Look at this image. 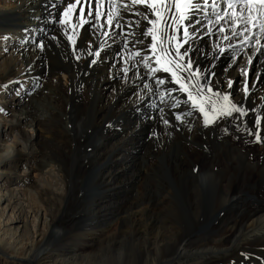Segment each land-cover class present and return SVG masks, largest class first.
<instances>
[{
  "label": "bare ground",
  "instance_id": "6f19581e",
  "mask_svg": "<svg viewBox=\"0 0 264 264\" xmlns=\"http://www.w3.org/2000/svg\"><path fill=\"white\" fill-rule=\"evenodd\" d=\"M198 2L203 4V0ZM212 2L213 0H208L207 7L197 14L202 23L197 26L199 31L192 37L194 42L191 46L199 51L193 53L192 58L198 60L202 71L210 69L215 73L212 77L213 84L218 80L221 90L230 91L234 102L249 111L244 117L234 113L233 117L222 118L205 127L202 116L196 123L193 117L199 116V113L183 103L187 99L186 94L171 91L179 86L172 83L170 74L149 75L144 68L141 57L145 53L150 55L147 47L150 37L140 35L141 31H146L144 26L147 25V21L136 15L138 11L143 12L142 6H132L127 11L121 8L120 17L111 27L106 24L105 14L101 18L105 27L97 33L91 27L95 20L87 17L85 7V16L90 23L78 29L77 45L74 47L64 33L63 38L52 40V45L51 42H46V24L54 17L58 22V16L66 6L65 0L54 7H50L52 0H0V42L6 43L0 51V109H3L0 111L1 260L11 264H76L74 258L80 254L72 253L73 249L64 251L61 257L56 255L54 260L50 256V239L54 240L55 246L59 245L61 240H66L59 231L70 234L78 223L76 216L66 219L62 215L64 204L72 199L69 178L73 167L97 168L98 179L91 192L94 193V189L100 186L101 195L93 200L88 213L93 216L102 214L110 197L131 192L136 182L149 173V168H136V159L142 150L140 136L151 129L158 139L152 148L158 154L157 160L155 159L157 164L166 163L167 155L172 156L170 159L175 163L171 166L180 169H184L186 161H191L193 166L204 165L206 161L218 166L220 158H223L224 162L218 166H222L221 171H229L238 163H248L250 170L243 171L244 176L256 182L264 180V84L260 81L253 83V78L257 75L254 74L248 83L249 95L244 97L242 82L247 77L242 78L240 75L242 68L251 67L246 63V56L254 54L255 40L245 47L241 54L245 59L239 63L241 55L228 58L232 54L230 50L221 54L216 48L217 44L225 47L231 43L239 48L240 37L233 38L227 22H223L222 26L227 29L225 35L229 37L228 40L220 35L218 25H208V19H214L210 13ZM216 2L219 4L221 0ZM127 3L130 0H117L118 6ZM106 10L105 4V12ZM137 21L140 22L139 26ZM117 23L120 27L116 26ZM58 26L61 27L59 23ZM207 27L212 28L211 34L206 33ZM105 32L108 35H104ZM136 37L143 43H137ZM125 40L129 42L127 47ZM41 42L43 48L39 46ZM80 42H86L88 49L85 56L93 70L97 73L101 70L93 79L90 76L82 77V67L79 64L84 61L77 62L74 58ZM261 44H264V39ZM250 46L252 49L248 51L247 47ZM121 51L122 64H119L115 55ZM136 51H140L141 56H131ZM96 52H100V56H96ZM150 63L154 66L151 57ZM261 64L263 63L259 62L257 70ZM232 67L237 68V73L232 72ZM118 76H121L120 83L116 79ZM157 76L166 80L165 85L156 84ZM228 79L233 80L231 89L227 86ZM110 87L114 89V94L106 98L104 92ZM40 90L45 92L46 99H34ZM56 92L67 97L61 100L66 112L61 114L59 107H50L44 113L41 105L50 103ZM161 92L166 93L163 100L160 98ZM235 94L236 97H233ZM77 97H80L85 106L90 105L91 117L85 124L74 120L78 111L74 110L73 98ZM175 100L181 101L179 107L172 106ZM49 103L45 106L49 107ZM253 108L261 116L259 129L253 123V113L250 110ZM189 110L193 111V116L186 115ZM179 114H183L182 120H176L175 117ZM165 120L168 121L167 124L164 123ZM214 126H217L218 131L213 139L208 135V130ZM249 129L253 134H249ZM256 131L261 136L259 143L255 140ZM90 134L94 136V141L92 139L90 144H85L83 141ZM8 136L10 142L5 144L4 138ZM52 138L55 140L54 144L51 143ZM176 144L185 152L180 159L170 152ZM201 145L206 147L203 148L204 152L197 148ZM74 148L79 154L83 152L86 155L73 158ZM74 161L77 162L73 165ZM237 168L238 166L235 169ZM196 181L197 186L192 182L193 194L211 193L212 187L207 184L211 182L210 178L199 175ZM19 185L22 188H18ZM162 191L160 189L158 194ZM171 191L168 190L167 193L171 194ZM256 195L258 194H255V198L250 197L251 201L254 199V204L242 199L241 195L229 197L236 202L235 213L225 219L223 226L220 225L224 233L222 236L219 234L220 237L217 235L219 238L205 229L189 228L188 231H181L183 226L177 225L179 223L176 218L175 222L172 221L176 225L167 224L165 221L171 222L174 218V211L157 206L160 199L156 203L142 205V195L129 202L131 209L126 211L125 216H118L123 206L114 202V207L102 216L110 214V219L117 220V228L114 229L116 232L107 233L109 240L117 232H122L142 244V252L147 259L145 264H187L189 259L194 261L193 264H264V195ZM49 214L53 215L49 217ZM87 225L88 223H83L74 234L81 239L79 251L97 239H106L105 229L109 230L108 223L99 232L95 227ZM201 231H205L203 233L207 236L197 237ZM106 247L105 252L108 250ZM128 263L134 264V261Z\"/></svg>",
  "mask_w": 264,
  "mask_h": 264
},
{
  "label": "rangeland",
  "instance_id": "374dc122",
  "mask_svg": "<svg viewBox=\"0 0 264 264\" xmlns=\"http://www.w3.org/2000/svg\"><path fill=\"white\" fill-rule=\"evenodd\" d=\"M62 1L63 0H58V1L52 0V4L50 5V7H54V6L62 4ZM210 13H212V12H210ZM46 26L47 27H46V33L45 34L48 35L47 36L48 38H46V42L49 41V43H50L52 40H57L58 38H60L62 36L64 37V35H63L64 32L62 31L63 29L58 26V22H57L56 17L51 18L49 23L46 24ZM55 29L57 32L55 31ZM98 30L101 31V28H99V27H97V29L94 28V33L99 32ZM125 34H126V32H125ZM53 37H55V39H53ZM252 41H254V40H252ZM4 42L3 43L0 42V51L2 49V45L4 47L6 44ZM51 45H52V42H51ZM251 47L252 46L247 47V50L250 51L252 49ZM87 49L88 48L86 46V42H80L79 43V49H78V51H76L77 53H75L74 58L77 62H79L81 60L84 61V63L79 64L82 67L80 70V74L82 73V77L90 76L93 79L95 76H97L99 74V72H101V70L98 71V73L95 72L93 70V66L90 63H88L86 56H85ZM77 56H80L79 60L76 59ZM232 56L233 55L230 54L228 56V58H231ZM115 57H116V59L118 58L117 61L119 62V64H122L123 51L116 53ZM252 57H253V63L251 64V67H249L247 69V71H248V75H247L248 83L251 81L254 74L259 75L261 80H264V55L254 52ZM83 59H85V60H83ZM244 59H245V56L241 55V57L238 58V63ZM259 62H261L263 64H261L260 69L257 70V65L259 64ZM234 67H236V66H234ZM234 67H232L231 70H232V72L237 73V68H234ZM116 79L120 83L121 76L116 77ZM175 89H177V88H175ZM174 92L177 94H181V92H179L178 89H177V91H174ZM38 93L35 94L34 99H41V100L46 99L44 96L45 92L43 93V91L40 90V92H38ZM104 93L106 94V98H110L114 94V89L112 87H110ZM30 94H31V92H30ZM182 94H184V93H182ZM233 97H236V94L233 95ZM52 98L53 99H51L52 101L50 103L46 102V103H49V107L47 105L45 106L46 103H43L41 105L42 111L44 113H47L49 111L50 107H52V108H56V107L58 108L59 107L58 109H61V111H60V112H62L61 114L65 113L66 111L63 110L62 101H61L62 99L64 100L65 98H67L65 96V94L56 92L52 96ZM57 99L60 102H58ZM73 100L75 101V104H73V106H74V108H76L74 110L76 112L78 111V114H76L75 119H74L75 122L77 121V123H81V124L87 123L91 117L90 105L86 104L87 106H85L83 104L84 102L81 101L80 97L73 98ZM70 106H71V104H70ZM199 117H200V115L197 117H193L194 121L196 123H198V121H200ZM261 122H262V120H261ZM212 129L215 131H213ZM217 131H218L217 126L209 127L208 135L210 134L209 136L211 138H213L214 135L217 133ZM147 135H149V136H147ZM235 136H237V135H235ZM93 138H94V136L92 134H90L85 139L83 138L84 139L83 142L84 143L86 142L85 144H90L92 142ZM52 139L53 140L51 143L54 144L55 140H54V138H52ZM58 140H59V138L57 137V141ZM149 140H150V142H149ZM93 141H94V139H93ZM139 141H141L140 147L142 150H141V152L138 153L139 157L136 159V168H139V169L149 168L150 169L149 173H151V174L147 173L142 180L137 181L135 184V187L131 190V192H126L124 194L120 193V195H113L112 196L113 198L110 197V202H108V204H106V208L104 209V213L109 212L110 208L114 207V204H113V202H114L116 204H120L123 206L122 212L119 213L118 216H121V215L125 216L126 211H129V209H131L129 202L133 201L136 196L142 195L144 197V200L141 203L142 205L143 204L146 205L147 203L153 204V203H156L157 200L160 199V202L157 203V206H163L171 212L174 211V213L172 212V214H173L172 217H174V218L171 219V222L165 221L167 224H169V225L173 224L172 221L174 220V222H175V218H176V219H178L177 222L179 223L177 225L183 226L181 231L183 229H186V231H188L189 228H197V230L205 229V231H207V232L209 231L210 233L215 234L214 236H216V238H219L220 235L222 236V233H224L221 231V226H223V222H225V219L228 218V216L233 215L232 213H235L236 202L232 199H229V197L231 198L232 196L241 195L242 199H247L248 200L247 202H249L250 204H254L255 203L254 199L252 201L250 200L251 196L255 198V194H258L256 196H259L261 194L264 195V180L256 182V181L250 180L244 176L243 171H249L250 170V166H249L250 164H248V163H238L237 170L235 169L237 167L236 166V167H232L229 171H221L220 168L222 166H220V167H218V166L222 165L224 160H223V158H220L221 162L218 166L212 165L211 163H208V161H206L207 163H205L204 165L199 164L198 166H195V165L193 166V164H191V161H186V162H184V164H185L184 169L183 168L180 169L179 167L171 166V165H175V163L170 159V157H172L170 155L166 156V158H167L166 163H158L157 164L156 160L158 158V154L155 153L152 148L157 143L158 139L154 135V132L152 129L149 130L148 132L144 133L142 136H140ZM145 141H146V143H145ZM9 142H10V137L9 136L5 137L4 143L9 144ZM177 144H180V143L178 142ZM177 144L175 145L174 148H172L170 150V152L172 153V155H173V153H174V155L176 154L175 156L180 159L184 156L185 152L182 148L178 147L179 145H177ZM197 148L204 152L203 148H206V147L201 145L200 147L197 146ZM88 150H89V148H88ZM77 151L78 150H76V149L74 150L73 155H72V156H74L73 158H75V156L78 157L81 155V157H82V155L83 156L86 155V153L83 154V152L81 154H79V151L78 152ZM149 152H150V154H149ZM146 156H147V158H146ZM76 162L77 161H74V162H72V164L74 165ZM154 163H155V166H154ZM151 164H152V166H151ZM239 165L241 167H239ZM144 166H146V167H144ZM73 168H74V170L72 171L73 172L72 174H74V175L71 174V178H69V188H70V191H72V194H71L72 199L69 200L66 204H64L62 215L66 219H68L71 216H76V218L78 219V223L75 226V229L71 230L70 234H68L69 232H66V231H63V232L59 231V232L63 233L62 234L63 236L66 237V240L65 239L61 240L60 241L61 243L59 245L55 246L54 240L52 238L50 239V241L52 242V246H51L52 251L50 253L51 258H53V260H54L56 255H58L57 257H61L64 251H66L68 249H73L74 251L72 253L80 254V256L76 255L75 256L76 258H74V261L77 262L76 264H123V263L124 264H132V263H128V261H130V262L134 261V264H145L147 262V259H146V256L142 252V244L140 242H138L134 237H132L131 235H127L125 233H122V232L121 233L117 232V234L114 235V237L112 236L110 240L107 237L108 232H112L113 234L116 232V230H114L117 228V224H116L117 220L116 219H110L111 218L110 214H108L106 216H102V214H104V213H102V214L93 216L91 213H88V210L91 207L93 200L97 199L101 195V194H99L100 190H101L100 186H98L96 189H94V191H95L94 193L91 192V188H92L93 184L98 179L97 178L98 177L97 168L93 167V166H91L89 168L88 167H82V168L73 167ZM76 171H78V172L76 173ZM19 172L21 173L22 170H20ZM203 172H204V174H203ZM223 172H225V173H223ZM228 172L231 174H229ZM172 174H174V175H172ZM182 174H184V175H182ZM186 174H188V175H186ZM199 175H205L206 177L210 178V180H211V182L209 181L210 184H209V182H207V184L210 187H212V190L210 191L211 193L209 192L210 194H193L194 186L198 185L196 178ZM237 177H239V178H237ZM192 182L194 183L193 184L194 186L192 185ZM155 183H159V184H155ZM201 185H203V181H201ZM18 188H22V187L19 185ZM146 188H147V190H146ZM155 189L157 191H155ZM160 189L163 191L160 194H158ZM168 190H170V191L173 190V191H171V194H168L167 193ZM232 204H234V205H232ZM120 205H119V208H120ZM223 206L225 207V209ZM132 208L135 209L134 207H132ZM227 209H230V210L227 212H224ZM52 215L49 214V217H51ZM83 223L84 224L88 223V225H89V223H92L89 226L87 225V227L93 226V227H95L97 232L102 230L105 227L106 223H108L109 224L108 225L109 230L105 229L104 238H106V239H103V238H100L99 240L97 239L96 242H94L91 245H86L81 251H79V249L81 248V245H80L81 239L78 238L77 236H75L74 234L78 230L77 228L82 227ZM173 225H176V224H173ZM218 226H220V228ZM176 227L178 229H180L179 226H176ZM64 230H66V229H64ZM205 231H201L200 234H197V237L203 238L204 236H207L205 233H203ZM223 231H224V229H223ZM58 241H59V239H58ZM108 244H110L111 246H109ZM106 245L108 248L106 247ZM105 247H106V249H108L106 252L104 249ZM53 255H54V257H53ZM121 255H123V256H121ZM130 258H131V260H128ZM8 260L13 261L12 259H8ZM193 263H194V261L192 259L187 260V264H193ZM0 264H11V262L0 259ZM56 264H59V262H57Z\"/></svg>",
  "mask_w": 264,
  "mask_h": 264
},
{
  "label": "snow or ice",
  "instance_id": "6c2138e0",
  "mask_svg": "<svg viewBox=\"0 0 264 264\" xmlns=\"http://www.w3.org/2000/svg\"><path fill=\"white\" fill-rule=\"evenodd\" d=\"M65 2L66 6L58 16V23L74 47L77 45L78 29L90 23L85 16V7H87V17H92L95 20L91 27L102 29L105 24L101 23V18L105 14L107 16L106 24L111 27L114 21L120 17L121 8L127 11L132 6H142L143 12L138 11L136 15L147 21V25L144 26L146 31H141L140 35L150 37V43L147 46L150 49V55L145 53L141 57V62L148 70L149 75L170 74L172 83L179 86L178 91L186 94L187 99L183 103L190 105L191 109L202 116L205 127L213 125L222 118L233 117L234 113L239 114V117L248 114V109L238 102H234L230 91L221 90L218 80L213 84L212 77L215 76V73L210 69L202 71L198 60L192 58V54L199 51L191 46L194 42L192 37L199 31L197 26L202 23L197 14L207 7L208 0H203V4L198 0H130V3L119 6L117 0H65ZM105 4L107 5L106 12ZM221 5L224 7L221 8ZM211 8L214 19H208V25H218L220 35L224 40H228L229 37L225 35L227 29L222 26L223 22H227L232 30L233 38L240 37L239 48L231 43L225 47H220L217 44L216 48L221 54L230 50L233 56H240L250 41L255 40L253 51L264 55V44H261V40L264 39V0H221L219 4L213 0ZM139 24L140 22L137 21L138 26ZM116 26L120 27L118 23ZM206 33L211 34L212 28L207 27ZM103 34L108 35L107 32ZM136 41L143 43L139 37H136ZM128 43L125 40L126 47ZM39 46L43 48V42ZM89 54L91 55V53ZM95 54L100 56V52ZM131 56H141V52H133ZM150 57L154 60V66L153 63H150ZM76 59L79 60L80 56H77ZM95 62L92 61V63ZM246 63L251 65L253 57L246 56ZM240 75L242 78L247 77L246 67L240 70ZM257 81L264 84V80H260V76L255 75L253 83ZM165 83L164 78L157 76L156 84L158 86L165 85ZM232 85L233 80L228 79V89H231ZM176 90L175 88L171 89V91ZM242 93L244 97L249 95L247 79L242 82ZM165 94V92L160 93L161 100ZM180 105L181 101L175 100L172 106L179 107ZM250 110L253 113V123L259 129L261 116L256 114L254 108ZM186 115L193 116L194 113L189 110ZM175 118L182 120L183 114L176 115ZM164 123L167 124L168 121L165 120ZM248 131L249 134H253L250 129ZM254 135L256 142L259 143L261 141L259 131H256Z\"/></svg>",
  "mask_w": 264,
  "mask_h": 264
}]
</instances>
